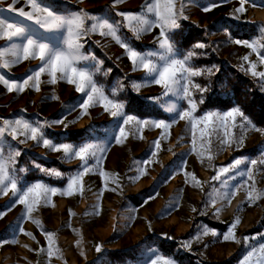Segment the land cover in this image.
Here are the masks:
<instances>
[{
	"label": "rangeland",
	"instance_id": "374dc122",
	"mask_svg": "<svg viewBox=\"0 0 264 264\" xmlns=\"http://www.w3.org/2000/svg\"><path fill=\"white\" fill-rule=\"evenodd\" d=\"M42 2L55 5L54 10L61 12L84 9L90 14L110 15L112 19L119 20L122 18L115 16L116 12L139 11L145 0H124L114 8L110 7L113 0H83L82 3L78 0ZM11 3L12 0H4L3 7L7 8ZM25 3L26 0H19L16 7H25ZM204 7H211L212 10L205 12ZM240 7L241 0H186L184 15L187 19L181 18L178 21L180 27L172 30L170 38L178 53L195 51L196 55L190 62L194 67L196 58L210 56V65L196 68L211 69V74L221 65L234 68L248 77L254 88L264 97V79L252 76L247 71L249 62L244 60L247 56L250 62L256 63L257 72H264V63L260 62V59L264 58V47L261 46L264 44V17L254 15L255 11L264 13V0H246L243 5L246 9L244 12L236 11ZM189 30L194 31V41L188 46H182L181 40ZM122 33L132 40L137 50L155 51L158 48L154 41L160 34L159 28L142 35L139 40L133 39L131 32L122 30ZM235 40H256L259 55L248 47L234 43ZM4 43L0 41V46ZM199 43L206 46L194 48ZM82 52L86 55L93 54L103 61L101 71L94 79L103 87L106 95H110L118 83L123 84V88L116 94V99L123 102L127 115L140 120H164L170 123L175 119L176 113L167 111L168 106L175 105L178 111L189 107L188 101L179 95L170 93L168 96H162L163 89L160 86H145V73L133 71L131 61L124 50L111 38L99 35L85 38ZM39 63L38 60L24 61L10 70L0 68V73L7 79L20 80L28 74L29 69L36 68ZM81 66L89 65L81 62ZM47 80V75L41 77L39 92L29 89L21 94L9 93L0 85V122L3 119L16 118L33 122L45 119L53 121L66 117L64 124H67V128L64 124L45 128L46 137L56 143L80 144L92 141L109 144L110 150L102 167L110 174L116 175L111 177L105 189V178L94 170L84 177L83 196L56 195L52 197L55 207L42 205L38 211L33 212L32 219L25 216L24 205L14 202L15 197L11 192L0 196V213H6L0 219V264H49L46 253L39 251L41 247L47 248L45 231L56 233L55 240L62 251V258L59 254H54L51 264H65V261L66 264H147L148 259L154 255L170 258L175 264H240L250 246L264 243V198L249 204L246 200V189L240 187L239 193L231 202V205L236 202L233 208L231 205L226 206V201L218 202L215 207L209 202V193L213 189H218L220 193L231 192L243 184L245 177L235 172L229 173L221 180L212 179L216 169L228 165L235 158L258 160L252 171L255 186L264 190V164L259 163L264 160V129L256 126L248 116L244 115L252 125L262 131L252 130L240 117H237L235 128L231 127L229 121V128L235 136H243V145L237 147L233 144L223 148L214 138L212 147L215 158L211 161L204 158L203 162L192 151V132L188 122L182 120L173 124L166 138L160 139L161 149L153 163L147 166V175L133 182L130 178L136 176L135 165L150 158L152 144L165 136L164 130L144 127L141 133L143 139H139L136 125L132 124L127 129L130 133L127 140L116 144L113 129L117 118L110 116L101 106L90 108L88 115H82V109L79 107L69 113L66 106L77 105L83 94L76 92L74 85L63 80L57 84L47 83ZM133 84L142 86L136 91ZM197 94L200 95L201 92H193L197 101L196 116L209 111L223 114L237 107L200 109ZM53 96H59V100L51 98ZM132 96L142 101H137L131 98ZM152 97L161 99L156 101L151 99ZM72 121L75 123H71ZM196 136L199 146V129ZM0 139L5 142V154L9 150L8 146L18 149L21 153L15 165L20 185L42 181L63 189L68 182L67 177L80 167L78 160L67 162L62 159L63 153L51 152L37 146L35 141L20 144L8 135ZM37 165L59 171L64 176L58 178L55 175H47L40 171ZM182 165H185L187 172L195 174L202 182V187L194 186V182L190 180L186 182L181 171ZM247 167L246 164L241 165L240 170ZM21 169L23 171H20ZM112 179L116 183H112ZM251 183L252 181H249V184ZM153 196L155 199H150ZM98 197L102 211L99 215H94L92 206L97 204ZM194 208L196 211H193ZM217 209H221L219 214ZM70 210L75 215H71ZM237 217L241 222L235 231L240 243L223 241V235L229 231ZM20 227L31 233L35 240L20 233ZM205 228L215 230L217 235L195 239ZM245 236L256 239H250L246 243ZM13 239H18L19 244L12 243ZM78 240L81 241L79 246L76 244ZM97 245H103L99 253L96 251ZM113 252L123 253L124 256L112 255ZM259 259L257 254L252 264H257Z\"/></svg>",
	"mask_w": 264,
	"mask_h": 264
},
{
	"label": "snow or ice",
	"instance_id": "6c2138e0",
	"mask_svg": "<svg viewBox=\"0 0 264 264\" xmlns=\"http://www.w3.org/2000/svg\"><path fill=\"white\" fill-rule=\"evenodd\" d=\"M83 2V0H78ZM124 0H113L110 6L114 8L116 4L123 3ZM246 0H241V7L237 12H244L243 7ZM19 0H12V3L3 7L4 0H0V41H4V45L0 46V68L10 70L11 67L28 60H38L40 63L36 68L29 69L28 74L20 80L7 79L4 74L0 73V85H3L9 93L21 94L32 89L36 92L40 91L41 77L47 75V83L57 84L61 80L75 87V91L83 94L82 100L72 107L66 106V110L70 113L75 107L82 109V115H88L89 109L101 106L110 116L117 118L114 126L113 139L116 144L124 143L128 136V127L132 124L136 125V134L139 139H143L141 134L144 127L161 128L164 130L165 136L158 138L152 144L150 158L146 161L135 165L136 176L130 179L135 182L142 176L147 175V166L151 165L156 159L157 152L161 149L160 139L166 138L168 130L173 124L179 121H186L192 132V151L195 152L201 162L206 158L211 161L215 158L213 152V140L223 148L231 147L233 144L237 147L243 145V136L236 137L234 132L229 128L237 126V117L242 118L255 131H262L251 124V121L244 116L239 107L221 114L209 111L201 116H196L197 101L193 97L194 91L205 92L206 88H202L199 84H195L193 77L201 74H211V69H200L194 67L190 62L196 55L195 51L187 53H178L173 40L170 38L172 30L180 27L178 21L183 18L186 0H145L144 5L139 11H120L115 16L122 19H112L110 15L90 14L84 9L75 12H61L55 9L53 4H44L42 0H26L25 7L17 8L16 4ZM214 7V5H213ZM28 8L29 10H25ZM211 7H204L203 11H211ZM238 18V17H237ZM154 28L160 29V34L156 37L154 43L158 46L155 51L137 50L132 40L124 36L122 30L132 33V38L139 40L142 35L151 32ZM92 35H99L103 38H111L120 48L124 50L125 55L131 61L133 71H143L146 76V85L155 84L163 89L162 96H168L170 93L179 95L188 101L189 107L184 110H177L175 105L167 107V111L175 112L176 117L172 122L164 120L149 121L140 120L135 116L127 115L124 112V104L116 99L117 92L123 88V84H119L113 89L110 95H106L102 86L98 85L94 79L95 75L101 71L103 61L98 60L93 54H84L85 38ZM99 43V41H97ZM234 43L243 45L256 52L257 41H241L235 40ZM203 43L196 44L194 48H204ZM264 47V44L261 45ZM245 61L249 62L247 71L255 77L264 79V72L256 71V63L249 61L246 56ZM81 62H86L89 66H81ZM264 63V58L260 59ZM105 75L107 73H104ZM141 84H133L136 91H139ZM59 100V96L51 97ZM159 101L161 97H152ZM203 102L202 100L200 101ZM66 117L48 121H29L24 118L3 119L0 122V138L5 135L11 136L12 139L18 140L20 144H26L28 141H35L37 146L48 149L51 152L63 153L62 159L70 162L78 160L80 167L72 175L67 177L65 188L60 189L45 184L42 181L35 182L31 185H20L19 177L15 165L17 157L21 155L16 148L9 147L5 154V142L0 139V196H6L9 192L15 197V203L24 205L25 216L32 219V214L43 206L51 205L55 207L52 197L56 195L62 196H83L85 191L84 177L94 170L105 178V189L111 177L116 174H110L103 169V161L106 159L110 145L105 143H96L92 141L73 144L68 142L56 143L45 135V128H51L56 124H64ZM71 123H75L72 121ZM67 128V124H64ZM200 130V144L197 145L196 131ZM20 137H24L20 139ZM171 151V149H169ZM92 161L93 163H89ZM259 163L264 164V160ZM248 165L247 168L240 170L241 165ZM258 160L248 158H235L226 166L216 169L213 180H221L222 177L229 173L235 172L237 175L244 176L245 180L242 185L235 187L231 192L220 193L218 189H213L209 193V202L213 207L220 202L226 201V206H230L232 200L239 193L240 187L246 189V200L249 204L264 198V190H259L255 186V178L252 169L256 167ZM40 171L47 175H55L63 178L64 174L51 169L40 167ZM20 171H23L21 169ZM181 171L185 175L186 182L189 180L194 182V186H201L202 182L194 173H189L185 169V165L181 166ZM174 178V176L172 177ZM234 178V177H229ZM249 181H252L249 184ZM112 183H116L114 179ZM227 183V181H222ZM117 187L119 185L117 184ZM115 190V189H110ZM103 193H100L102 197ZM158 195V193H157ZM100 197L97 198V204L92 206L94 211L92 214L99 215L102 211L99 203ZM155 199V196L150 197ZM193 211H196L194 208ZM221 209H217V214ZM6 213H0V219ZM75 215V213H71ZM240 218L237 217L231 224L229 231L223 235V241H232L240 243L236 236V228L240 224ZM37 223H39L37 221ZM77 231V230H74ZM19 232L30 236L33 240L35 237L31 233L26 232L23 227L19 228ZM47 240V248L41 247L40 252H45L49 264L54 254H59L62 258V251L56 243V233L51 231L44 232ZM216 236L215 230L207 229L197 235L195 239L199 240L201 236ZM250 239L256 237H244L247 243ZM19 244L18 239L11 241ZM38 243V241H37ZM81 243L76 242L77 246ZM190 247V245H187ZM24 247H28L24 245ZM103 245H97V253L101 252ZM32 250V249H29ZM35 251V250H32ZM84 253L82 252L81 255ZM259 254L257 264H264V243L250 246L249 251L240 261V264H252L253 258ZM66 264V261H65ZM147 264H175L170 258L161 255L150 257Z\"/></svg>",
	"mask_w": 264,
	"mask_h": 264
},
{
	"label": "trees",
	"instance_id": "16d2710c",
	"mask_svg": "<svg viewBox=\"0 0 264 264\" xmlns=\"http://www.w3.org/2000/svg\"><path fill=\"white\" fill-rule=\"evenodd\" d=\"M194 31L189 30L182 38V46H188L193 40ZM211 57H198L195 66L210 65ZM207 91L196 95L200 109H228L237 106L258 127L264 129V97L254 88L252 81L238 73L234 68L219 66L211 75H200L193 80ZM131 98L137 99L134 96ZM203 101L202 103L200 101ZM112 255L124 256L123 253L113 252ZM218 264V263H209Z\"/></svg>",
	"mask_w": 264,
	"mask_h": 264
},
{
	"label": "bare ground",
	"instance_id": "6f19581e",
	"mask_svg": "<svg viewBox=\"0 0 264 264\" xmlns=\"http://www.w3.org/2000/svg\"><path fill=\"white\" fill-rule=\"evenodd\" d=\"M254 15H256L257 17H264V13L262 11H255ZM235 201L233 202V204L231 205V207L233 208L235 205Z\"/></svg>",
	"mask_w": 264,
	"mask_h": 264
}]
</instances>
